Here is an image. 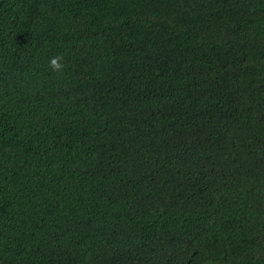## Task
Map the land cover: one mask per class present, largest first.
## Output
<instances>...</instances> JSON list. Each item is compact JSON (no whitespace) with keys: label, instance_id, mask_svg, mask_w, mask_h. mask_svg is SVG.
Instances as JSON below:
<instances>
[{"label":"trees","instance_id":"16d2710c","mask_svg":"<svg viewBox=\"0 0 264 264\" xmlns=\"http://www.w3.org/2000/svg\"><path fill=\"white\" fill-rule=\"evenodd\" d=\"M0 264H264V0H0Z\"/></svg>","mask_w":264,"mask_h":264},{"label":"clouds","instance_id":"9594fccd","mask_svg":"<svg viewBox=\"0 0 264 264\" xmlns=\"http://www.w3.org/2000/svg\"><path fill=\"white\" fill-rule=\"evenodd\" d=\"M49 66L54 72H60L64 68V57L62 55H56L49 60Z\"/></svg>","mask_w":264,"mask_h":264}]
</instances>
